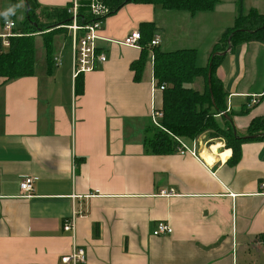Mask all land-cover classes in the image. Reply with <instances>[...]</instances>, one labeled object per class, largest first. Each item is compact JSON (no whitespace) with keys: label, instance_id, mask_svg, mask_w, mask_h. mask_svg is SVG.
<instances>
[{"label":"crops","instance_id":"crops-1","mask_svg":"<svg viewBox=\"0 0 264 264\" xmlns=\"http://www.w3.org/2000/svg\"><path fill=\"white\" fill-rule=\"evenodd\" d=\"M31 1L37 15L71 3ZM260 4L246 7L244 0L245 12L264 13ZM10 9L0 7V34ZM15 12L23 14L17 6ZM113 14L99 32L107 61L81 75L78 88L73 78L70 92L60 88L67 74H56V61L4 85L0 77V264H66L62 256L74 245L85 249L81 264H264V140L242 143L235 164L217 138L183 141L196 154L146 151L152 111L163 105L162 90L153 91L154 52L145 58L143 45L121 44L148 27L145 41L158 35L163 50L196 49L198 64L206 65L235 25L236 3L223 0L192 15L129 2ZM20 28L16 22L13 31ZM140 60L136 80L132 65ZM216 76L246 138L251 121L264 116V42L229 46ZM253 96L259 102L245 111ZM30 175L37 180L24 197L20 184ZM74 210L81 214L73 236L63 224ZM159 221L172 233L155 235Z\"/></svg>","mask_w":264,"mask_h":264},{"label":"trees","instance_id":"trees-1","mask_svg":"<svg viewBox=\"0 0 264 264\" xmlns=\"http://www.w3.org/2000/svg\"><path fill=\"white\" fill-rule=\"evenodd\" d=\"M28 1L29 9L21 26L22 36L10 38V46L4 47L0 38V77L5 78L2 85L7 82L35 73V49L34 38L41 34L46 41L47 65L51 69L55 66V58L51 54L53 36L58 30L65 33L67 29L59 27L72 22L65 8L56 10H41L42 15H37L31 0ZM223 0H105L110 7L109 15L117 12L129 2L152 4L162 9L185 11L190 14L198 12H209L216 4ZM89 0H82L79 9V23L83 24L92 20L88 7ZM27 6V8H28ZM237 18L235 25L228 28L222 37L225 42L223 46L217 44L209 56L206 65L198 64V51L192 48L163 50L159 46L152 47L149 41H145L151 35L148 32H141V44L145 58L148 51L154 52L153 74L156 86L164 85L163 105L160 110L163 112L161 119L162 127L150 126L146 132V151L152 154H167L177 152L180 142H192L202 135L208 134L209 138L222 139L227 148L233 151L230 163H236L241 157V144L253 140H264V116L254 118L248 129V137H241L238 129L228 111V93L224 90L221 80L216 76V70L221 64L224 54L240 43L248 41L264 42V13L256 10L245 12L244 0H236ZM15 7L10 9L9 16L15 19ZM108 15V16H109ZM7 20V19H6ZM149 25L143 24L142 26ZM148 40V39H147ZM211 63V65H210ZM144 68L143 60L132 65L135 72V79L141 78V71ZM211 70V81L208 74ZM203 79V88L193 86L196 79ZM79 78L76 79L78 88ZM251 107L246 106V110ZM228 115V116H226Z\"/></svg>","mask_w":264,"mask_h":264},{"label":"built area","instance_id":"built-area-1","mask_svg":"<svg viewBox=\"0 0 264 264\" xmlns=\"http://www.w3.org/2000/svg\"><path fill=\"white\" fill-rule=\"evenodd\" d=\"M82 6V0H71V3L68 7V13L71 15L72 22L70 24H63L59 27L67 29L68 35L71 39V49H72V78L76 80L79 76L94 71L99 64H102L107 61V52L106 49L101 45L102 41L107 40L102 37L99 32L104 26L105 19L111 12L110 7L107 5L105 0H89L88 7L92 15V20L89 22L80 24L79 19V9ZM16 27V21L13 19H7L3 23V33L0 34L2 39L3 46H10V38L20 36L21 33L13 31ZM142 34L139 30L132 31L127 35V37L121 42V44L132 47H141ZM160 38L155 36L150 45L152 47L159 46ZM57 65L61 64V60L55 57ZM164 89V85L160 87L154 84L153 91ZM259 102V98L253 96L249 99L246 106L252 107ZM163 118V112L160 109L155 108L152 111V122L156 127H162L161 119ZM180 142V145L177 148V151L184 154L190 152L196 154L195 148H191L182 139L177 138ZM196 142V141H194ZM37 177L35 176H26L22 179L21 195L28 197L32 194L34 190V183L36 182ZM261 187L264 189V178L261 181ZM164 195L173 194L174 190L170 191L163 190L161 191ZM81 214V211L74 210L71 216L64 219L63 229L66 232H71L73 236L75 235L76 230V217ZM173 231L172 227L164 221H159L154 230L155 235H169ZM62 262L66 264H81L86 260V252L83 247L74 245L72 251L69 255L62 256Z\"/></svg>","mask_w":264,"mask_h":264},{"label":"rangeland","instance_id":"rangeland-1","mask_svg":"<svg viewBox=\"0 0 264 264\" xmlns=\"http://www.w3.org/2000/svg\"><path fill=\"white\" fill-rule=\"evenodd\" d=\"M15 0H0V7H6V8H14L16 10V6H17V11H20L22 9L23 14H18L16 13L15 15V20L17 22V24H19V26H23L24 23V19H25V13L27 11V5H28V1L27 0H20L18 3L13 2ZM230 1V0H229ZM234 3H236V0H233ZM253 1V0H252ZM7 5H6V3ZM246 2V7L249 5V0H245ZM11 6V7H10ZM255 6L257 7L256 3ZM258 8L263 12L264 11V0H261V4L260 6H258ZM175 11V10H173ZM181 13H187L185 11H181ZM114 14H111L108 17L113 16ZM205 37H210V29L209 31L205 34ZM45 40L43 38L42 35H35L34 38V49H35V59H36V69L39 71L41 67L46 68V56H47V49H46V44H45ZM206 46H202L200 47V54H204L206 52ZM51 54L52 56L55 58H59L61 60V64L58 65V68H55L54 71L57 73H66L67 75L65 77L59 78L61 85V89L65 88L67 90H71V88H73V82H72V76H71V65H72V49H71V39L70 36L63 32L62 30H58L56 31V33L53 36V42H52V50H51ZM150 62V60H149ZM41 74V73H40ZM200 81L202 84V88H203V79L200 77ZM199 79H196V81H198ZM196 81L194 82L193 86L195 88H198L196 86ZM201 88V89H202ZM210 136L208 134L206 135H202L200 137L197 138V140L195 139L194 141H205L209 138ZM192 141V143L194 142ZM186 142V141H185Z\"/></svg>","mask_w":264,"mask_h":264},{"label":"water","instance_id":"water-1","mask_svg":"<svg viewBox=\"0 0 264 264\" xmlns=\"http://www.w3.org/2000/svg\"><path fill=\"white\" fill-rule=\"evenodd\" d=\"M28 6V5H27ZM28 9H29V6H28ZM228 50V49H227ZM226 50V51H227ZM226 51H224V52H222V54H225L226 53ZM210 65H211V63H210ZM208 80H209V83H210V81H211V70L209 71V74H208ZM226 116H228V115H226ZM248 137V136H247Z\"/></svg>","mask_w":264,"mask_h":264}]
</instances>
